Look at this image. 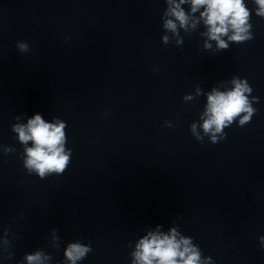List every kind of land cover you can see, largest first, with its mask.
<instances>
[{"label":"clouds","instance_id":"clouds-1","mask_svg":"<svg viewBox=\"0 0 264 264\" xmlns=\"http://www.w3.org/2000/svg\"><path fill=\"white\" fill-rule=\"evenodd\" d=\"M169 8L165 15L174 17L164 22V28L176 33L177 27L187 30L189 27L190 15L181 7L182 4L190 3L191 13H196L201 8L200 19L207 27L204 33L209 40L216 41L217 47L227 49L228 43L222 37L227 36L228 40L242 42L251 39L249 28L250 10L245 6L244 0H167ZM258 5L256 14L264 17V0H255ZM195 21L191 24L195 27ZM229 32L232 34L229 35ZM165 43L168 37L164 38ZM17 47L21 52L28 50L26 43H18ZM205 47L210 45L205 44ZM234 88L230 91L220 92L215 89L208 95V103L204 113L201 127L205 134L212 133L213 142L217 137L215 133H221L235 117L241 113H247L240 120L241 125L247 122L253 109L249 106L245 95L250 92L246 82L233 80ZM65 123L56 120L54 123L45 121L40 114H35L28 120L27 124H17L13 130L18 134V139L22 144L32 142L31 147H26L25 167L30 172H35L43 178L49 173H63L69 163L70 153L65 150ZM193 133L196 126L193 125ZM53 236H56L58 229H53ZM178 233L172 229L170 234H158L150 232L137 244V250L133 254L135 264H205L201 261L200 252L185 237L177 239ZM260 241L264 244V236ZM90 251L88 246L79 242L69 243L64 251V256L69 264H77L86 257ZM24 259L27 264H45L50 259L43 251H35L26 254Z\"/></svg>","mask_w":264,"mask_h":264}]
</instances>
